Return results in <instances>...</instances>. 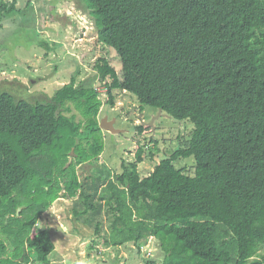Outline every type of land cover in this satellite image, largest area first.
<instances>
[{
  "label": "trees",
  "instance_id": "16d2710c",
  "mask_svg": "<svg viewBox=\"0 0 264 264\" xmlns=\"http://www.w3.org/2000/svg\"><path fill=\"white\" fill-rule=\"evenodd\" d=\"M18 1L0 0V30ZM66 1L121 61L122 74L95 62L106 113L130 96L194 129L144 178L146 146L138 163L121 158L115 174L82 179L78 168L106 147L101 91L79 84V72L43 98L22 83L17 94L0 88V264H53L55 239L37 225L61 197L89 222L105 209L106 247L154 238L162 264H264V0ZM69 104L85 122L65 114ZM147 126L139 136L155 132ZM190 160L193 172L181 167Z\"/></svg>",
  "mask_w": 264,
  "mask_h": 264
},
{
  "label": "rangeland",
  "instance_id": "374dc122",
  "mask_svg": "<svg viewBox=\"0 0 264 264\" xmlns=\"http://www.w3.org/2000/svg\"><path fill=\"white\" fill-rule=\"evenodd\" d=\"M28 3L30 6L25 9ZM17 6L20 11L8 17L0 30V88H9L17 94L18 84L22 83L20 89L26 90L25 95L33 96L29 99L43 98L52 96L79 72V84H91L101 91L105 102L101 121L116 120L115 127L123 131L112 134L102 129L105 151L99 162L78 168L82 179L93 174L104 173V178L115 174L121 158L128 165L138 163L137 153L141 146H146L143 161L137 165V171L144 178L175 150L178 136L184 137L194 129V125L161 116L159 111L142 110L130 96H119L114 109L106 113V90L99 81L95 62L106 58L119 74H122V64L113 49L98 41L93 20L65 0H19ZM43 41L48 43V49L39 47ZM68 107L66 115L75 116L78 122L86 121L74 105ZM154 119L155 132L151 134L148 129L145 135L139 136L136 126H147ZM150 137L158 145L150 143ZM185 166H190L193 172L194 161L182 162L181 167ZM74 207L75 201L61 197L37 225L40 229H50L55 239L56 250L50 256L53 264H162L164 254L156 239H145L140 247L134 243L122 248L106 247L103 244V237L108 236L105 209L100 217L89 222L86 216L78 217ZM76 209L82 212L80 206ZM98 222L102 223L100 233H96Z\"/></svg>",
  "mask_w": 264,
  "mask_h": 264
},
{
  "label": "water",
  "instance_id": "95a60500",
  "mask_svg": "<svg viewBox=\"0 0 264 264\" xmlns=\"http://www.w3.org/2000/svg\"><path fill=\"white\" fill-rule=\"evenodd\" d=\"M159 114L162 115V110L159 111ZM115 121L116 120L108 121V119L105 118L103 121H101L100 127L101 129L108 131L112 134L122 133L123 132L122 130H117V128L115 127ZM154 122H155V119L148 124L146 123V125L151 126L154 129Z\"/></svg>",
  "mask_w": 264,
  "mask_h": 264
}]
</instances>
